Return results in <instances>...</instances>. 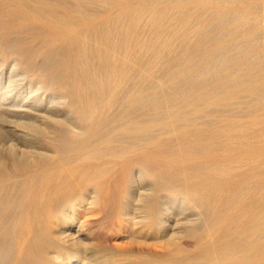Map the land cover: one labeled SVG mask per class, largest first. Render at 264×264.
I'll list each match as a JSON object with an SVG mask.
<instances>
[{
    "label": "bare ground",
    "instance_id": "bare-ground-1",
    "mask_svg": "<svg viewBox=\"0 0 264 264\" xmlns=\"http://www.w3.org/2000/svg\"><path fill=\"white\" fill-rule=\"evenodd\" d=\"M263 10L0 0V264H264ZM113 177L129 246L91 247Z\"/></svg>",
    "mask_w": 264,
    "mask_h": 264
},
{
    "label": "rangeland",
    "instance_id": "rangeland-1",
    "mask_svg": "<svg viewBox=\"0 0 264 264\" xmlns=\"http://www.w3.org/2000/svg\"><path fill=\"white\" fill-rule=\"evenodd\" d=\"M263 30H264V24H263L261 30L259 31L260 33L258 32V34H257L258 39L261 41V43L258 39H257L258 41L257 40L254 41L255 42L254 44L257 46H259V45L261 46V44L262 45L264 44V31ZM241 40H242V42H241ZM241 40L239 41V44H243V43L245 44V40L244 39H241ZM263 96H264V91L262 90V99H264ZM251 100L252 99L250 97L241 96V97L236 99L234 104H232L228 107H225V108H218L217 113L219 114V113L223 112L224 114H226V115L229 114L231 116L245 115L246 113H249L256 108H259L260 106H263V104H264V103L261 104L262 103L261 100L259 102L253 101V100L251 101ZM251 104H254V105H251ZM119 109L121 111H123V107L122 108L115 107L112 111L113 113H111V116L109 115L110 124L106 128V131H110L115 126L121 124L120 123L121 121L119 120V117H118L121 114V111ZM248 109H250V110H248ZM145 110H147V112ZM140 111L142 113H140ZM143 111H144V113H143ZM149 111H150L149 109H140L139 114H141L140 116L143 119H145V117H146L145 115H147V113ZM116 112H118V113H116ZM143 114H144V116H143ZM4 125L7 126L9 124L4 123ZM4 132L6 133L5 129H4ZM3 135H4V133H3ZM3 135L1 134L0 139L2 137H4ZM5 135L7 136V133ZM6 136L4 137V139L2 138L0 141H2V140L5 141V138H7ZM2 143H4V142H2ZM114 181H116L115 177H113L111 179V184H108V186L106 187V191H107L106 194L108 193V196L101 203L99 215L98 214L97 215H90L91 218H94L95 220L98 219L100 221H96L93 224H91L85 228L86 234L90 237V240H91V244H90L91 247H96L98 244H102V246L112 247L114 245V244H112V242H114L115 244L120 246V248H124V247L129 246V243L127 241L128 239L126 238V236H124L125 235L124 223H123L124 219H123V217L120 216V213H119V208L121 206H123V201L121 199H119V193L120 192L117 189V187L115 185L116 183ZM174 214H175V212H174ZM119 223H121V226L119 225ZM122 226H123V228H121ZM103 243H105V244H103ZM181 243L193 245L195 243V239L194 238L193 239L185 238V239L181 240ZM125 245H127V246H125ZM155 251L156 252H163V249L161 250V246L157 245V246H155Z\"/></svg>",
    "mask_w": 264,
    "mask_h": 264
}]
</instances>
